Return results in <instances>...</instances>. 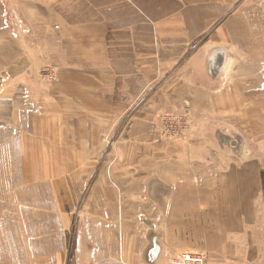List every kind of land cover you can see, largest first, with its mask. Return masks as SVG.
Masks as SVG:
<instances>
[{
    "label": "rangeland",
    "instance_id": "rangeland-1",
    "mask_svg": "<svg viewBox=\"0 0 264 264\" xmlns=\"http://www.w3.org/2000/svg\"><path fill=\"white\" fill-rule=\"evenodd\" d=\"M60 10L59 16L45 8L44 28L0 30V264H74L77 233L91 214L85 187L98 174L83 171L106 164L105 141L96 156L75 158L69 136L54 141L47 131L54 118L68 116L54 115L45 97L53 80L42 71L90 47L76 37L85 31L74 24L107 18L114 65L125 71L140 65L154 80H141V89L146 86L135 104L152 99L166 80L178 97L189 87L175 110L189 104L188 134L171 142L159 132L168 145L188 149L195 133L190 97L201 114V86L215 93L210 108L217 117L196 128L215 139L200 149L209 153L218 145L237 160L264 152V0H61ZM127 128H113L109 148Z\"/></svg>",
    "mask_w": 264,
    "mask_h": 264
},
{
    "label": "crops",
    "instance_id": "crops-1",
    "mask_svg": "<svg viewBox=\"0 0 264 264\" xmlns=\"http://www.w3.org/2000/svg\"><path fill=\"white\" fill-rule=\"evenodd\" d=\"M45 8L58 14L61 0H0V30L10 35L15 27L44 28ZM71 28L84 30L76 37L90 47L54 66L45 97L54 115L68 120L54 118L47 131L54 141L69 136L75 143L68 148L71 157L96 156L104 141L107 148L106 164L83 171L98 175L85 187L91 214H85L84 232L77 233L74 264H169L185 250L208 253L207 264H264V152L237 160L218 145L209 153L200 149L215 139L196 130L217 117L210 108L215 93L201 86V114L196 115L195 96L188 95L195 127L188 149L168 145L155 118L175 111L189 87L178 97L173 81L166 80L152 99L135 104L146 86L141 89V80H154L142 75L140 65L126 71L114 65L107 18ZM121 126L128 128L112 137L109 148L110 132Z\"/></svg>",
    "mask_w": 264,
    "mask_h": 264
},
{
    "label": "built area",
    "instance_id": "built-area-1",
    "mask_svg": "<svg viewBox=\"0 0 264 264\" xmlns=\"http://www.w3.org/2000/svg\"><path fill=\"white\" fill-rule=\"evenodd\" d=\"M42 75L48 80H53L55 76L54 71L47 69L42 71ZM156 117V125L162 138L171 142H178L188 134L190 109L187 102H184L177 111L163 112ZM207 262L208 253L185 250L174 256L169 264H207Z\"/></svg>",
    "mask_w": 264,
    "mask_h": 264
},
{
    "label": "bare ground",
    "instance_id": "bare-ground-1",
    "mask_svg": "<svg viewBox=\"0 0 264 264\" xmlns=\"http://www.w3.org/2000/svg\"><path fill=\"white\" fill-rule=\"evenodd\" d=\"M221 52H219V54H220ZM222 54V53H221ZM216 56V55H215ZM217 63V62H216ZM210 65H211V69H214L215 70V66H216V64H215V59H214V61H212L211 63H210Z\"/></svg>",
    "mask_w": 264,
    "mask_h": 264
}]
</instances>
